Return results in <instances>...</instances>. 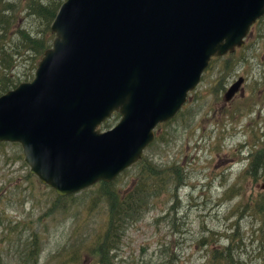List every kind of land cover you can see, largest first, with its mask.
Returning <instances> with one entry per match:
<instances>
[{
	"label": "rangeland",
	"instance_id": "1",
	"mask_svg": "<svg viewBox=\"0 0 264 264\" xmlns=\"http://www.w3.org/2000/svg\"><path fill=\"white\" fill-rule=\"evenodd\" d=\"M58 1L0 4V95L34 76L27 32L47 39L29 5ZM239 76L242 90L225 101ZM154 133L140 161L108 186L65 196L30 173L18 142H0V264H96L116 210L104 264H220L229 239L234 264H264V21L243 46L213 57Z\"/></svg>",
	"mask_w": 264,
	"mask_h": 264
},
{
	"label": "water",
	"instance_id": "2",
	"mask_svg": "<svg viewBox=\"0 0 264 264\" xmlns=\"http://www.w3.org/2000/svg\"><path fill=\"white\" fill-rule=\"evenodd\" d=\"M263 14L264 0H64L33 78L0 95V142H18L58 195L112 181ZM114 112L117 123L100 129Z\"/></svg>",
	"mask_w": 264,
	"mask_h": 264
},
{
	"label": "trees",
	"instance_id": "3",
	"mask_svg": "<svg viewBox=\"0 0 264 264\" xmlns=\"http://www.w3.org/2000/svg\"><path fill=\"white\" fill-rule=\"evenodd\" d=\"M4 0H0V4L3 3ZM63 1H58L56 3H53L52 2H49V3H34V4H30L29 5V9H30V12L32 14H34L35 16L39 17L42 21L46 22V28L47 30L45 31L47 33V39L45 40V38L43 36H32L30 35L29 32H27V38H23L22 39V43L23 44H28V48L35 51L36 54H38V58H40L43 54V51L49 47L51 45V41L53 39V33L50 31V25H51V22L60 6V4L62 3ZM7 7H5V9H10L9 6V2H7V4L5 5ZM4 15V14H3ZM6 16V15H5ZM36 40H37V44H36ZM38 58H37V61L33 67V69L36 68V64L38 62ZM1 65V64H0ZM33 75V74H31ZM32 77V76H31ZM30 77V78H31ZM28 80V79H27ZM21 82V81H18V83ZM8 83H6L4 85V87L8 88ZM17 84H14L13 87H15ZM5 88V89H6ZM8 90V89H6ZM5 90V91H6ZM119 113L118 112H114L112 113V115L110 116V118H108L105 122H103V124H101L99 126L100 129H104L108 123L110 124L111 122L115 121L116 119L119 118ZM140 161V160H139ZM138 162V161H137ZM150 175H155L154 173H147L146 174V177L150 176ZM103 185H107L108 186V183L106 182H103ZM124 209L127 210V208L124 206ZM118 210L116 211H113L111 212V221H110V226H109V229H108V232L107 234H109V236L105 235V238L103 240V243H105V249H103L101 246L100 247H97L96 249V253L94 255H96L98 257L97 261H96V264H104L105 260H104V257L107 256L108 252H109V249H108V245H107V241L110 239V243L113 241L111 236H112V231H117L118 229H114V223L115 221H118L119 219L117 218V212ZM230 239H229V242H228V245H226L224 248H222V250H220L224 255L221 256L222 258V261H220V264H234V256H233V252H232V247L231 245L229 244L230 243ZM77 253V251H73L70 253V262L71 263H74L75 262V254ZM238 262V258L236 257V262Z\"/></svg>",
	"mask_w": 264,
	"mask_h": 264
},
{
	"label": "flooded vegetation",
	"instance_id": "4",
	"mask_svg": "<svg viewBox=\"0 0 264 264\" xmlns=\"http://www.w3.org/2000/svg\"><path fill=\"white\" fill-rule=\"evenodd\" d=\"M263 21H264V15L262 16V18H261L260 20L256 21V23H254V24L251 26L249 32L252 30L253 26H255V24H257V22H263ZM235 94H236V93H235Z\"/></svg>",
	"mask_w": 264,
	"mask_h": 264
},
{
	"label": "bare ground",
	"instance_id": "5",
	"mask_svg": "<svg viewBox=\"0 0 264 264\" xmlns=\"http://www.w3.org/2000/svg\"><path fill=\"white\" fill-rule=\"evenodd\" d=\"M19 83H20V82H19ZM19 83H18V84H19ZM18 84H17V85H18ZM8 90H9V89H8ZM142 156H143V155H142ZM141 158H142V157H141ZM138 161H139V160H138ZM135 163H136V162H135ZM135 163H133V164H135ZM133 164H132V165H133ZM129 167H130V166H129ZM100 181H102V180H100Z\"/></svg>",
	"mask_w": 264,
	"mask_h": 264
}]
</instances>
